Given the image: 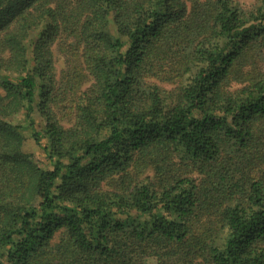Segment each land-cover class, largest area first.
I'll return each mask as SVG.
<instances>
[{"label": "trees", "instance_id": "1", "mask_svg": "<svg viewBox=\"0 0 264 264\" xmlns=\"http://www.w3.org/2000/svg\"><path fill=\"white\" fill-rule=\"evenodd\" d=\"M0 264H264V0H0Z\"/></svg>", "mask_w": 264, "mask_h": 264}, {"label": "rangeland", "instance_id": "2", "mask_svg": "<svg viewBox=\"0 0 264 264\" xmlns=\"http://www.w3.org/2000/svg\"><path fill=\"white\" fill-rule=\"evenodd\" d=\"M244 2H248L249 0H243ZM57 67L60 69L62 67V58L57 57ZM23 116H19L20 119H22ZM27 133H29L27 131ZM28 135V134H27ZM24 149L27 152H32L34 156L36 157L37 161L41 166L47 167L48 163L45 159L44 152L41 149L40 145H35L34 142L31 139H27L24 144Z\"/></svg>", "mask_w": 264, "mask_h": 264}]
</instances>
